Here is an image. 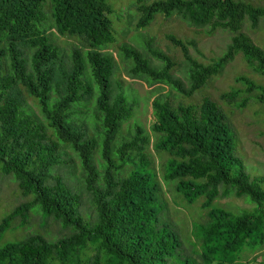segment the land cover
Here are the masks:
<instances>
[{"label": "trees", "instance_id": "1", "mask_svg": "<svg viewBox=\"0 0 264 264\" xmlns=\"http://www.w3.org/2000/svg\"><path fill=\"white\" fill-rule=\"evenodd\" d=\"M111 5L107 0H0V179L10 177L29 198L2 217L0 239H11L7 232L15 236L30 213L41 217L42 227L52 220L67 231L55 239L31 234L8 240L0 246V264H239L242 248L264 241V214L237 215L211 205L225 186L264 207V177L251 179L244 171L216 103L184 100L203 90L236 55L264 77V50L242 32L245 22L255 29L264 20V6L242 0H134L136 30L147 28L156 15L177 14L210 33H232L223 56L208 65L191 57L188 44L168 36L182 53L180 71L151 40L143 43L145 53L127 43L116 48L114 19L120 12ZM57 37L69 40L70 47L57 44ZM111 50H117L131 78L168 87V93L157 87L151 103L152 141L138 124L129 135L120 134L135 99L117 77L120 63ZM237 81L245 92L233 88L221 100L242 108L247 101L238 99L256 91L254 100L264 104V87L244 77ZM87 122L100 132L98 138L88 134ZM114 142H119L116 160ZM150 146L166 156L159 176ZM68 151L81 167L78 177L71 174L75 190L53 174L67 166ZM161 181H175L188 204L204 198L206 220L193 228L190 250L159 217ZM83 190L90 203L86 212Z\"/></svg>", "mask_w": 264, "mask_h": 264}, {"label": "rangeland", "instance_id": "2", "mask_svg": "<svg viewBox=\"0 0 264 264\" xmlns=\"http://www.w3.org/2000/svg\"><path fill=\"white\" fill-rule=\"evenodd\" d=\"M146 1L150 3L153 0ZM242 1L264 6V0ZM107 2L112 4L111 6L115 10L120 12V19L117 20L118 22L114 19V27L119 33L118 39H116V48L121 43H127L138 51L145 53L143 43L144 41L151 40L155 48L163 51L179 65L177 69L180 71L181 65L184 64L182 53L179 48L173 46L168 36H173L188 44V51L191 57L204 65L211 64L213 61L223 56L233 36L232 33L220 29L210 33L207 28L191 26L177 14H172L170 17L156 15L147 28L136 30L135 25L138 21V13L136 9L131 6L134 0H107ZM123 28L127 31L126 35L122 33ZM242 32L264 50V20H261L255 29L251 28L249 22H245ZM57 44L65 49L70 47V41L64 38H58ZM111 51L116 63H120L118 69L120 72L117 77L120 78L121 84L131 94L130 99L133 97L135 99L133 115L130 120L122 124L120 134L122 136L129 135V133L134 132L135 125L138 124L146 130L152 141L154 136L150 131V126L153 121L151 103L158 94L156 90L157 87L160 86L161 93H168V87L161 84L150 85L145 80L131 78L127 75L128 71L126 70V66L121 64L116 53L117 50ZM152 64L156 66L159 65V62L152 60ZM180 71L177 72L176 76L183 78ZM239 77L247 78L254 84L264 87V77L254 73L253 70L246 65L241 55H236L232 61L226 64L220 74L213 77L207 83V86L203 90L195 93L191 99H185L184 102L200 104L203 98H209L218 105L226 118L227 126L230 128V136H232L234 143L235 155L242 162L244 171L251 179H255L264 177V104H260L254 100V95L257 94L256 91L249 93V95L243 94L238 99L241 100L244 98L247 101L245 107L242 108L238 107L236 104L224 102L220 98L221 94L228 93L233 88L245 92V85L237 81ZM29 104L31 105L32 102L29 101ZM91 109L92 108H89V110ZM33 110L36 111L37 109L33 108ZM87 130L88 134L92 137L98 138L101 135L100 132L94 130L92 122H87ZM118 143L119 142H114L115 150L112 153V158L114 160H116L115 151L118 148ZM148 153L150 159L154 162L155 169L159 176L161 172L159 164L161 165V163L166 160V156L163 152L159 153V156L158 153L153 150L152 146L148 148ZM99 157L98 153L95 154V159ZM64 160L67 161V166L57 167L53 171V174L62 176L75 190L77 182L75 183L71 174L75 177L80 175L81 167L79 159L76 155L68 151ZM68 162H70V164ZM127 168L128 166H124L122 171H126ZM175 185V181H161L160 192L157 195L159 217L176 231L183 241L184 247L190 250L194 246L192 243L194 241L193 228L197 226L199 228L206 220V211L202 209L204 198L199 197L192 204H188L182 195L175 190ZM28 200L29 198L24 197L20 193L16 183L13 182L10 177L0 179V221L2 217L14 207ZM81 201L82 210L86 212V210L90 208V203L89 197L84 190L81 195ZM211 208L224 209L237 215L243 213L259 214L261 212L264 214V207H259L256 203L251 201L248 196H237L233 189L225 186L219 187V194L213 199ZM16 223H18V221H16ZM13 234L14 233L10 234L7 232L5 235H9L11 239L4 240L2 237L0 239V246L8 240L16 241L14 238L20 239L31 234H41L48 239L61 238L63 235L67 234V231L61 230L60 224L52 220H48L47 226L42 227L41 217L30 213L26 224L15 232V236H13ZM237 261L239 264H263L264 241L259 242L255 246H245L242 248Z\"/></svg>", "mask_w": 264, "mask_h": 264}]
</instances>
